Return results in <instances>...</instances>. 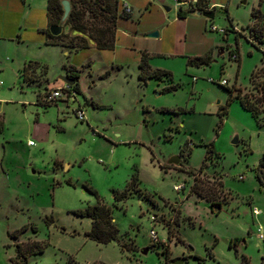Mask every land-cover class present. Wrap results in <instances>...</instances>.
Segmentation results:
<instances>
[{"label":"rangeland","instance_id":"rangeland-1","mask_svg":"<svg viewBox=\"0 0 264 264\" xmlns=\"http://www.w3.org/2000/svg\"><path fill=\"white\" fill-rule=\"evenodd\" d=\"M132 1L112 49L73 50L46 43L36 26L46 0H0V264L30 241L43 250L26 264H264V185L254 176L264 154V0H204L213 16L183 7L185 20L170 0ZM143 51L170 80L137 78ZM203 54L207 64L187 65ZM66 71L76 74V100L38 103ZM236 92L263 99L257 118ZM133 174L137 185L114 200ZM97 201L130 250L85 237L90 220L74 211Z\"/></svg>","mask_w":264,"mask_h":264},{"label":"trees","instance_id":"trees-1","mask_svg":"<svg viewBox=\"0 0 264 264\" xmlns=\"http://www.w3.org/2000/svg\"><path fill=\"white\" fill-rule=\"evenodd\" d=\"M62 0H47L46 4V18L47 26L42 31L46 34V43L60 45L68 47L70 49L76 50L81 48H87L93 46L97 49H112L114 44V35L116 31V20L118 16L127 15L117 11V0H67L69 5V10L66 14L64 20H61L62 16ZM177 16L181 17V11H177ZM60 26L61 31L58 34H53L50 31V27ZM262 28V27H261ZM261 28H257L254 31V37L257 42L261 41ZM232 31H234L231 28ZM74 32V33H73ZM226 30L224 29V33ZM71 35L68 40H64L66 34ZM76 40H74V39ZM234 55V58L231 56ZM228 58L232 60L238 59L237 50L229 51ZM148 55L146 52H141L139 57V62L137 64L138 72L137 78L140 81L145 82L146 79L153 78L155 80H170L171 75L168 71L162 69H151L147 62ZM210 56L208 54H203L199 56L187 57V65L200 66L207 64L209 62ZM32 64L31 62L24 65L21 72L23 79L26 81H33L31 77L27 75V67ZM38 65V63H34ZM253 70L250 72L248 80L253 79ZM68 77L72 78L74 81L71 84L72 89L77 92L78 88L76 85V74L75 72H70ZM223 86V85H222ZM224 87V86H223ZM176 85H168L163 88L164 91L175 90ZM228 99L231 98L233 88H227ZM261 91H264V87H261ZM41 97V96H40ZM233 97L239 101L240 106L248 111L253 117L257 118L261 110V103L263 99L261 97H256L253 100L247 98L245 95L239 96L238 92L233 94ZM43 102L39 98L38 103ZM55 103V102H54ZM224 110L221 112L223 114ZM264 167V154L261 156L258 162V166L254 170V176L261 185L264 182L259 181L258 167ZM194 172L188 171V174H193ZM136 176L133 174L126 183V187L120 192H113L112 197L114 200L124 199L128 195V190L131 185H137ZM194 188V189H193ZM197 188V189H196ZM194 190L196 195L202 197L200 189L192 185L190 188ZM208 199V197H205ZM210 201V206L215 205ZM217 204V203H216ZM177 211V210H176ZM178 212V211H177ZM74 213L78 216L86 217L90 220V226L88 230L84 232L87 239L99 243L106 244L109 242H116L120 249L130 250V247L126 245L125 242L119 241V235L117 227L112 221L110 215V209L103 203L97 201L95 204L86 205L82 209H77ZM170 234V230L168 229ZM43 250V244L37 241H30L26 244H16L15 245V255L10 258L12 264H26L28 256L31 254H36ZM242 260H246L242 257ZM91 264H104L101 262H94Z\"/></svg>","mask_w":264,"mask_h":264},{"label":"built area","instance_id":"built-area-1","mask_svg":"<svg viewBox=\"0 0 264 264\" xmlns=\"http://www.w3.org/2000/svg\"><path fill=\"white\" fill-rule=\"evenodd\" d=\"M171 3L173 4V7H177L179 6L183 0H170ZM190 3V7L191 8H200L202 10H208V8L203 9L201 4H202V0H189ZM120 12L123 14H129L130 13V8L125 4V3H120ZM210 30H216V28L214 26H210ZM219 31L221 33H224V29L220 28ZM232 58H234V55L231 56ZM212 81V80H209ZM220 85H225L226 81L224 79H220L218 82ZM2 85V82L0 81V86ZM44 101L46 103H54L57 101H63L65 104H69V103H73L76 100V92L72 89V86L64 83V82H60L58 85H54L53 87H51L50 89H47L45 91V93L43 94V96L41 97V101ZM72 113L74 114V116L78 119V120H83V112L81 110V108L79 107V105L77 104V107L71 110ZM32 142H30L31 144ZM238 178H241L240 176ZM173 188L175 190H179L182 189L183 186L182 185H174ZM255 212L256 209L253 208ZM257 230L260 231V226L257 227ZM149 239L150 242L154 243L157 241V237L155 235V232L150 229L149 232ZM259 237H263L261 233L258 234Z\"/></svg>","mask_w":264,"mask_h":264},{"label":"water","instance_id":"water-1","mask_svg":"<svg viewBox=\"0 0 264 264\" xmlns=\"http://www.w3.org/2000/svg\"><path fill=\"white\" fill-rule=\"evenodd\" d=\"M61 5H62V16H61V20H64V18L66 17V14L69 10V5H68V2L67 0H62L61 1ZM164 10H166L164 7H163ZM190 15H193V16H201V17H204V18H211L213 16V13L212 12H209L208 10H202L200 8H192L189 12H188ZM50 31L53 33V34H58L60 31H61V27L60 26H55V27H50ZM74 33V32H73ZM145 36L147 37H155L157 36V33L154 31V32H150V33H147ZM59 81L61 82H64V83H67L69 85H71L73 83V79L68 77V76H60L58 77ZM232 143H236L237 142V138H236V135L232 138ZM177 163L178 162V157H171L169 160H168V163ZM258 175H259V181L261 182H264V167L263 166H259L258 167ZM219 205L218 204H215L212 206V211H216L218 209ZM146 250V248H144V251ZM182 258L181 257H177L173 262L172 264H182Z\"/></svg>","mask_w":264,"mask_h":264},{"label":"crops","instance_id":"crops-1","mask_svg":"<svg viewBox=\"0 0 264 264\" xmlns=\"http://www.w3.org/2000/svg\"><path fill=\"white\" fill-rule=\"evenodd\" d=\"M120 3H125L129 8H130V13L128 14V15H130L131 14V12H132V9H133V7H132V5H133V1L132 0H117V11H119L120 12ZM46 4H47V0H46V3H45V21L43 22V25H40V24H36V26L40 29V28H42V29H45L46 28V26H47V18H46ZM191 5H190V3H189V0H183L182 1V3L179 5V6H177L176 8L175 7H173V9H175V16L173 17V18H177L178 20H185L187 17H184L185 16V12H187V14L188 15H190L188 12L192 9L191 7H190ZM201 6H202V8L203 9H206V8H208V10L210 9V6H208V5H206V3L204 2V0H202V4H201ZM166 10H164L165 12H168L169 10H170V8H168V7H165V6H163ZM183 7H185L186 8V11L184 12V10H183ZM178 10H180L181 11V17H178L177 16V11ZM190 16H193V15H190ZM184 17V18H183ZM196 17H200V16H196ZM204 18V17H203ZM233 30H234V27H231ZM62 30V29H61ZM221 52V51H220ZM197 56H199V55H197ZM66 73H67V71L65 72V74H64V76L66 75ZM61 82V81H60ZM59 82V83H60ZM31 141H29V143H30ZM10 258L11 257H9L8 258V260H9V263L8 264H12L11 263V261H10Z\"/></svg>","mask_w":264,"mask_h":264},{"label":"flooded vegetation","instance_id":"flooded-vegetation-1","mask_svg":"<svg viewBox=\"0 0 264 264\" xmlns=\"http://www.w3.org/2000/svg\"><path fill=\"white\" fill-rule=\"evenodd\" d=\"M182 258V257H181ZM182 260H183V258H182Z\"/></svg>","mask_w":264,"mask_h":264}]
</instances>
